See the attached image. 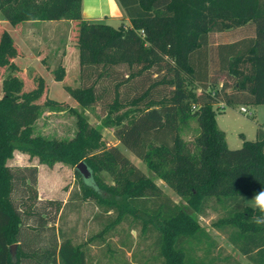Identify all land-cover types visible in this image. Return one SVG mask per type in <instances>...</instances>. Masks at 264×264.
Masks as SVG:
<instances>
[{"label": "trees", "instance_id": "1", "mask_svg": "<svg viewBox=\"0 0 264 264\" xmlns=\"http://www.w3.org/2000/svg\"><path fill=\"white\" fill-rule=\"evenodd\" d=\"M131 25L114 26L83 16V0H0L4 18L25 21L69 20L78 24L81 71L102 65L127 64L129 77L162 73L141 94L122 100L116 84L106 121L118 139L144 160L157 177L181 197L177 202L118 146H108L101 130L77 113V131L57 138L35 131L42 113L45 84L24 90V80L11 74L0 93V264H243L224 252L198 215L217 212L211 224L253 264H264V208L244 203L246 194H264V128L243 136L238 148L228 145L216 113L232 103H264V0H119ZM250 26L253 33L212 46V32ZM13 35H0V76L4 66L17 69ZM216 53V54H214ZM217 55L226 77L211 80ZM65 66L56 70L63 79ZM168 86L160 96L156 89ZM84 106L98 99L95 82L67 86ZM151 94V96H150ZM49 100H46V103ZM144 102V106L140 103ZM120 114H111L124 106ZM196 122L197 133L185 137L183 127ZM15 150L53 165L85 161L90 178L75 168L78 186L71 199H92L101 228L89 237L102 242L121 223L142 237L131 256L118 258L108 243V262L91 263L87 243L78 242L63 226L46 225L38 202L37 165H12ZM111 177L107 181L105 175ZM22 192L19 200L16 191ZM64 209L58 199H48ZM38 224L28 227V220ZM48 230V231H47ZM45 232L49 233L45 238ZM17 242L14 257L11 244ZM123 243V242H122ZM124 244V243H123ZM126 245V244H124ZM119 261V262H118Z\"/></svg>", "mask_w": 264, "mask_h": 264}, {"label": "rangeland", "instance_id": "2", "mask_svg": "<svg viewBox=\"0 0 264 264\" xmlns=\"http://www.w3.org/2000/svg\"><path fill=\"white\" fill-rule=\"evenodd\" d=\"M122 25L121 21L117 25ZM3 30H8L15 39L17 47V55L13 57L17 69L13 70L10 66H4L0 76V93L3 78L11 74H18L24 80V90L36 87L43 78L45 90L39 98V102L43 104L42 113L35 122V131L43 135L57 138H69L75 135L77 131V113H83L91 124L97 126L102 134L104 141L108 146L118 145L131 159L138 165L147 175L153 177L154 180L162 187L163 191L177 202H182L181 197L171 188L164 180L157 177L151 171L146 162L139 158L135 153L128 149L117 138L114 132V123L106 121L109 103L113 101L115 96L116 84L120 82L119 89L121 91L122 100L130 99L141 94L151 85L155 78H159L162 73L157 75L154 72H147L143 75L129 77L130 68L127 64H119L110 67L109 73L104 72L102 65L93 66V70L85 69L81 71L79 62V48L77 45L78 24L69 20H45V21H25L17 25H13L4 18L0 10V35ZM253 30L250 26L235 28L223 32H212L210 41L212 46L222 41H231L241 36L252 34ZM216 54V53H214ZM66 62V63H65ZM65 66V75L63 79L56 78L55 70L60 66ZM226 75L220 71L217 55H214L211 64V80L219 82ZM98 93V99L90 106L81 104L69 91L67 86H80L94 83ZM156 89L158 96L164 92H168L169 87L161 85ZM151 96V94H150ZM46 100H49L46 103ZM218 104V103H217ZM215 105L218 110V105ZM257 103H232L225 112H217L220 125L225 127L229 146L238 148L243 141L240 132L249 135V139L256 138L254 117L251 112L245 113L240 110L241 105H245L250 110L254 109ZM260 104L257 117L261 125H264V103ZM144 106V102L140 103ZM128 107L124 106L114 111L111 116L120 114ZM185 137H192L197 133L196 122L192 121L191 126H184L182 130ZM12 165H37L38 167V202L39 209L43 210L46 225L53 224L55 227L63 226L67 232L71 233L78 242L87 243L90 248L91 263L95 262V258H100L102 263H107L110 250L118 258H127L131 256L128 245H134L137 248L142 237L138 230L129 231L126 223L119 225V230L111 236H107L102 242L98 239L89 240V237L101 228V223L94 216L98 212L95 202L92 199H71V191L78 186V177L74 166L58 161L53 165L40 162L36 156H30L29 153L21 150H15L12 158L9 159ZM107 181H111L109 175H105ZM20 188L16 191L17 200L21 195ZM48 199H58L63 204L70 201L64 209H57L54 203H49ZM244 203L264 208V194H246L242 196ZM217 216V212L210 211L208 216L198 215V219L210 233L218 240L224 252H230L235 255L243 264H253L245 255L241 254L226 238L224 234L219 232L212 224V218ZM28 227L38 224L35 219L28 220ZM48 231V230H47ZM49 233L45 232V238ZM126 244V245H124ZM12 253L16 257L18 243L14 242ZM119 262V261H118Z\"/></svg>", "mask_w": 264, "mask_h": 264}, {"label": "crops", "instance_id": "3", "mask_svg": "<svg viewBox=\"0 0 264 264\" xmlns=\"http://www.w3.org/2000/svg\"><path fill=\"white\" fill-rule=\"evenodd\" d=\"M83 16L91 20L105 21L116 27L120 25V24L117 25L118 21H121L124 25H127V26L131 25V21L129 17L127 16L121 3L119 2V0H83ZM230 105L231 104H224L221 108L217 110V112L218 111L225 112L226 108ZM242 106H245V105H241L240 110H242L241 109ZM258 109H260V104H257L252 110L248 108L247 112L242 110L245 113L251 112V114L255 116L254 123H256L257 127L254 132L256 136H257V129L259 127L264 128V125H261V122L258 121V117H257ZM217 116L218 115L216 113V117ZM217 121H218L219 126L225 131L226 139L229 145L227 131L225 127L220 125L218 117H217ZM242 134L246 138H249V135L243 131L240 132L241 138H242ZM242 141H243V138H242Z\"/></svg>", "mask_w": 264, "mask_h": 264}, {"label": "water", "instance_id": "4", "mask_svg": "<svg viewBox=\"0 0 264 264\" xmlns=\"http://www.w3.org/2000/svg\"><path fill=\"white\" fill-rule=\"evenodd\" d=\"M75 168L78 169L83 174V176L87 179L90 178L92 175V170L89 168L87 163L83 160L77 163ZM11 250H13V245H11Z\"/></svg>", "mask_w": 264, "mask_h": 264}, {"label": "built area", "instance_id": "5", "mask_svg": "<svg viewBox=\"0 0 264 264\" xmlns=\"http://www.w3.org/2000/svg\"><path fill=\"white\" fill-rule=\"evenodd\" d=\"M224 104H226L224 101H220V102H219V105H220V106H223ZM241 109H242L243 111H246V112L248 111V108H247L246 106H242Z\"/></svg>", "mask_w": 264, "mask_h": 264}]
</instances>
